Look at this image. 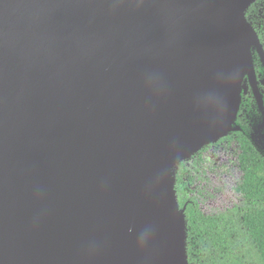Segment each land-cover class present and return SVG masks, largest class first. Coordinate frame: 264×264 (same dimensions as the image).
Returning <instances> with one entry per match:
<instances>
[{"label":"water","instance_id":"obj_1","mask_svg":"<svg viewBox=\"0 0 264 264\" xmlns=\"http://www.w3.org/2000/svg\"><path fill=\"white\" fill-rule=\"evenodd\" d=\"M255 1L0 0V264H191L178 165L262 104Z\"/></svg>","mask_w":264,"mask_h":264},{"label":"trees","instance_id":"obj_2","mask_svg":"<svg viewBox=\"0 0 264 264\" xmlns=\"http://www.w3.org/2000/svg\"><path fill=\"white\" fill-rule=\"evenodd\" d=\"M246 15L249 17V13ZM246 92L247 89L242 93L241 106L249 104ZM240 109L234 126L239 130L231 133L246 131L239 123ZM248 113L251 118L256 117L252 119L254 134L250 140L245 144L246 138L242 137L241 162L245 176L238 188L243 196L241 205L215 216L202 214L192 203L183 207L186 193L182 178L177 175L175 189L188 221L187 252L191 264H264V139L256 140L260 142V151L253 137L258 124L261 125V114L253 110Z\"/></svg>","mask_w":264,"mask_h":264},{"label":"flooded vegetation","instance_id":"obj_3","mask_svg":"<svg viewBox=\"0 0 264 264\" xmlns=\"http://www.w3.org/2000/svg\"><path fill=\"white\" fill-rule=\"evenodd\" d=\"M247 13L248 22L257 33L264 52V0L259 3L256 0ZM253 60L262 104L261 106L258 104L249 77H246L244 83L247 84V92L244 95H247L249 104L248 102L242 104L239 115V123L246 131L230 133L216 142L205 145L191 160L184 161L177 172L182 178L181 183L186 193L187 200L183 207L192 203L206 216L233 210L243 201L242 194L238 192L245 176L241 162L242 137L246 138L245 144L250 140L254 134L252 119L256 117L251 118L248 111L253 110L261 114L260 124L264 127V60L257 50L253 51ZM261 138L264 139V134ZM235 201L240 204H234Z\"/></svg>","mask_w":264,"mask_h":264},{"label":"rangeland","instance_id":"obj_4","mask_svg":"<svg viewBox=\"0 0 264 264\" xmlns=\"http://www.w3.org/2000/svg\"><path fill=\"white\" fill-rule=\"evenodd\" d=\"M255 122H258V119H255ZM199 151H200V150H199ZM199 151H198V152H199ZM196 154H197V153H195L194 155H196ZM192 157H193V156L189 157V158H188V159H186V160H189V159L191 160V158H192ZM186 160H185V161H186ZM183 162H184V161H182V162H181V163L178 165V169H179V167L181 166V164H182ZM238 180H239V178H238V179H236V181H238ZM234 204H236V205H237V204H240V203H239V202H237V201H235V202H234Z\"/></svg>","mask_w":264,"mask_h":264}]
</instances>
